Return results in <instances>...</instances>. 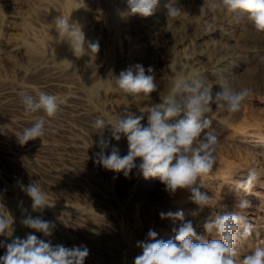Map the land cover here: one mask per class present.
I'll list each match as a JSON object with an SVG mask.
<instances>
[{"label":"rangeland","instance_id":"374dc122","mask_svg":"<svg viewBox=\"0 0 264 264\" xmlns=\"http://www.w3.org/2000/svg\"><path fill=\"white\" fill-rule=\"evenodd\" d=\"M165 2L182 8L183 13L192 12L191 14L200 16L209 12L206 7H203L204 0H165ZM126 5L127 0H0V75L5 73L7 77L10 71V64L3 55L4 41L12 42L24 39L25 41H20L24 48H22L21 54L18 53L14 56V59L23 66V73L26 74L23 78L27 83L23 82V85H31L28 88L15 83L9 85L5 82L8 79L3 75L0 76V89L3 86L5 88L0 92L8 90V94L5 93L1 97L4 101L0 100V126H4L0 131V212H4L5 215H9L13 219L12 235L0 236V256L5 254L7 243L17 237L25 239L28 234H34L45 242L50 241L53 246L58 244L68 248L86 246L89 255L85 258L84 264H134L135 257L142 254V248L138 246V242L149 240L148 229L157 233V239L166 241V239H171L164 237L169 231L176 233L174 229L178 230L184 222L188 221L192 222L198 235L208 239L215 238L206 233L203 227L205 219L202 218L203 222L198 221L199 215L192 214L182 220L160 218L159 214L171 206L170 201L165 197V186L159 180H145L135 169L129 177H125L122 172L107 170L96 162L98 159L96 153L101 151L99 147L101 133L93 127V124L100 114L111 123L129 113L143 115L144 119L141 124L146 126L149 106L159 103L154 97L156 93L163 92L167 95L171 82L179 73L182 75L185 72L184 76H191L188 71L191 67L189 63L180 59L178 53L172 50V58L169 62L172 68H175L174 75H161L162 73L160 74L156 70L158 65L155 60L152 61L153 63H147L146 68L152 67L156 70L153 71V73L155 72L153 75L158 83L157 91L151 93L149 98L141 96L137 102L138 105L125 106L126 94L121 93L122 91L116 86L115 77L117 74L113 73L116 72V67H114L116 55L125 47L130 38L128 34L122 32L124 27L121 24ZM122 6L125 8L123 9ZM210 14L213 15L211 12ZM57 16L69 17L77 22L83 32H86L85 36L88 38L86 41L90 40L91 35L93 38H99V52L91 57L74 56L69 45L57 40L58 34L55 31ZM213 16H211L213 21L216 24H221V27L241 52L238 66L225 68L213 61V55L210 53L211 50L205 43L206 41L196 45L195 50L204 53L206 58L210 59V63L205 64L201 70L205 79L215 84L213 85V94L220 90L218 86L220 78L232 77L234 83H239L246 72L250 71L249 73L253 74L252 82H247L246 85L250 88L253 87V93L239 112L228 114L220 110L216 111V106L212 105L213 112H216L206 114L212 116L211 127L219 136L220 147L217 152L219 161L217 160V162L220 163L222 159L240 158L237 149L230 148L227 143L235 127L237 129L253 121L257 122V125L262 124L258 126L262 127L264 131V32L255 31L251 22L246 25L245 23L248 21L245 22L244 18V22L243 19L237 22L231 14L224 13L214 16L215 19ZM221 18L224 19L221 20ZM145 19L147 20V18ZM211 22V20H206L207 24ZM248 25H250V29L246 27ZM49 39L51 42L48 41ZM212 40L220 42L219 35L213 34ZM252 44L255 46L253 47ZM183 49L187 51L189 46L185 44ZM212 63L214 66L210 65ZM25 67L27 68L25 69ZM211 67L216 70L214 76L210 73ZM48 78L54 79L56 82L59 80V84L43 88L42 84ZM5 85L10 87L6 89ZM24 89L27 92L30 90L31 94L36 93L35 95L44 90L43 92L54 94L62 101L56 117H45L48 121L46 134L28 141L27 143L32 145L30 147L21 145L16 135L25 128L31 127L43 113L25 114L20 95ZM33 91L36 92L33 93ZM6 98L7 100L10 98L8 100L10 102L6 103ZM103 100L107 101H105V105H102ZM181 118H183V113L171 118L169 122L174 123ZM107 134L106 130L102 133L104 139L110 142L109 147L104 149L105 154H110L114 146L118 149H128L126 153L119 154L121 157L126 156L129 151L126 137L122 135L121 139L116 141ZM136 162L139 163V158ZM259 165L264 169V162H259ZM30 183H36L47 194L49 205L43 210L34 211L31 207L32 200L23 190ZM177 191L173 194L172 199L177 200L182 196L180 195L181 191L179 189ZM177 194L178 196H175ZM246 194L248 195L249 192ZM145 195H148L151 200V204L146 207L139 204ZM249 202L251 207L243 210L247 221L249 223H254V220L260 221L259 212L252 208L258 201L250 198ZM212 205L218 207L214 194L212 195ZM188 206H191L190 208L194 212L196 209L198 210L197 205L192 202ZM219 209L221 210V208ZM230 211L240 210L235 209L234 205ZM221 212L218 210L217 214H224ZM27 215L39 216L43 220L52 222L55 225L52 234L45 236L42 232L24 226L22 220ZM160 231H163L161 233L164 236L159 237L158 232L160 233Z\"/></svg>","mask_w":264,"mask_h":264},{"label":"clouds","instance_id":"9594fccd","mask_svg":"<svg viewBox=\"0 0 264 264\" xmlns=\"http://www.w3.org/2000/svg\"><path fill=\"white\" fill-rule=\"evenodd\" d=\"M159 0H127L128 14H138L141 17H151L157 8ZM206 7L214 16L224 13L231 14L239 22L242 18L251 22L255 31L264 32V0H204ZM168 16L176 18L182 15L183 9L173 3L166 5ZM215 21L206 26L212 30ZM55 31L59 42H66L74 56L93 55L99 51L98 42L86 41L82 27L69 17L55 18ZM153 68L146 70L142 65H136L135 71L130 67L122 70L115 77V84L127 96H143L149 98L157 91L158 83ZM220 90L213 94V84L202 75L193 73L190 77L177 75L171 82L170 90L160 103L148 108L147 125H142L143 115L129 113L120 117L114 123L104 118H96L93 124L101 133L99 147L96 153L97 163L105 169L125 177L135 169L142 177L159 179L165 186V191L174 194L178 189L190 192V201L203 209L211 206L212 196L200 191L204 186L203 178L213 172L217 164V152L220 147L219 136L212 129V116L217 110L228 114L239 112L247 99L252 95V88L233 81L232 77L219 79ZM21 103L25 114L42 112L31 127L17 134L21 145L46 134L47 118L57 116L62 101L54 94L43 91L33 95L21 93ZM212 105L216 106L213 112ZM142 113V112H141ZM183 118L174 123L170 119ZM110 127L111 137L119 141L126 137L128 154L121 157L119 149L112 147L110 154L104 149L109 147V141L104 139L103 131ZM4 126H0V131ZM212 129V130H210ZM207 130V131H205ZM203 134V135H202ZM139 158V163H137ZM262 176L256 167H250L246 179L237 182V188L248 193ZM199 181V184H198ZM32 200V209L43 210L48 206L47 194L36 183H30L23 188ZM251 207L250 202L241 198L236 201L235 209L240 211L217 214L206 219L203 227L211 237L198 235L192 222H184L176 231L174 239H157V233L148 232V241L138 242L142 254L134 259V264H264V247H256L251 253L238 256L237 242L252 235L253 225L249 223L243 210ZM195 214V213H194ZM161 219H183V212H161ZM13 219L0 212V236L12 235ZM22 224L28 228L50 236L55 225L41 217L26 216ZM89 255L86 246L63 245L53 246L51 242L40 240L34 234H28L25 239L19 237L6 244V252L0 256V264H84Z\"/></svg>","mask_w":264,"mask_h":264},{"label":"bare ground","instance_id":"6f19581e","mask_svg":"<svg viewBox=\"0 0 264 264\" xmlns=\"http://www.w3.org/2000/svg\"><path fill=\"white\" fill-rule=\"evenodd\" d=\"M42 2H44V1H42ZM166 5L167 4H166L165 0H159V3L157 5L155 13L151 17H147V20L145 18L141 17L138 14H128V6L126 5V11L124 13L125 15L122 13L124 15V17L122 16L123 19H121L122 20L121 24L124 27V30H122V32L124 31V33L128 34V36L130 38L127 40V42L125 44V47L122 50L119 51L118 55L115 54L117 56L116 57V61L114 62L115 63L114 67H116V72H114L113 74L116 73L117 76H118L119 73L122 70H127L130 67L133 69V71H135V66L138 65V64L142 65L145 68L146 74H147V69L148 68H146V64L147 63H151L153 60H155L157 65H158V68L156 70H158V72L160 74L162 73L161 75L168 74V75L171 76V74L174 73L173 70L175 68H172L169 60H170V58H172V53H173L172 50H174L175 52L178 53V57L180 59H184V60H186L189 63V65L191 67L188 69V71L190 72L191 75L193 73H196V74L202 75L205 78V75L202 73L201 68H203L205 64L210 63V61H209L210 59L208 60L206 58V55H204V53L202 54V53L197 52L195 50L196 45L201 44L202 42L204 43V41H206L205 43L207 44L208 48L211 50L210 53H212V55H213L212 59H213V61L216 62V64L223 65V66H225V68L238 66V64L240 62V53H241L240 49L235 45V43L233 42L231 37L228 35V33L221 27V24H216L215 23V27L212 30H210V31L206 30V26L208 25L206 23V20H208V21L211 20L213 22V19L211 18V16H213V15H211L210 12H208V14L206 13V14H202L200 16L198 14L197 15L196 14H191L192 12L191 13H182L181 16L176 17V18H172V17L168 16V9L166 8ZM84 7L87 8V6H84ZM124 8L125 7H123V9ZM33 9H35V8H33ZM85 15H87V14H85ZM213 18H214V16H213ZM219 19H220V17H219ZM222 19H224V18H221V20ZM243 22H244V19H243ZM243 22H242V24H243ZM245 22H247V20ZM249 23L250 22L248 21V23H245V24L247 25ZM122 26H121V28H122ZM249 26L250 25H248L246 27H249ZM243 27H244V25H243ZM248 29H250V27ZM84 31H86V30H84ZM243 31H241V32H243ZM213 34L219 35L220 42H218L219 40L218 41L215 40L216 42L212 40V35ZM89 35H91V34H89ZM55 37H57V36H55ZM52 38H54V36ZM91 38H93L92 35H91ZM91 38L89 37L90 40H87V41H90V42H98L99 41L98 40L99 38H96V37H94L93 39H91ZM126 38H128V37H126ZM205 38H207V39L204 40ZM86 39H88V38H86ZM22 40H24V39H21L20 41H22ZM5 41H4V47H3V55L5 56L6 60L9 62L8 64H10V69H9L10 71L8 73V76L6 77L4 72H3L4 75L2 74L4 77H6L8 79L5 82H7L6 84H9V85H13V83H15L17 85H22V86L28 88V86H31V85H23V82L27 83V82L24 81V78H23L24 75H26V74L23 73V71H24L23 66H21L14 59L15 58L14 56L16 54H18V53L21 54L22 48H24V46L22 47L23 44H21L20 41H12V42L7 41V40H5ZM48 41L51 42L50 39ZM27 42H28V40H27ZM185 44H187L189 46V50H187V51H184V49H183ZM65 45H68V44L65 42ZM241 46H242V44H241ZM254 46L255 45H253V47ZM25 50H24V52H25ZM102 51H103V49H102ZM257 52H259V51H257ZM95 54H93V55L86 54V56L87 57H91V56H95ZM102 54H104V53H102ZM23 56H24V54H23ZM90 59H92V58H90ZM40 61H42V60L40 59ZM213 61H211V62H213ZM36 63H37V61H36ZM68 63H70V62H68ZM24 65H25V63H24ZM189 65H188V67H189ZM210 65L214 66L213 63L210 64ZM149 66H151V65L149 64ZM50 67H52V66H50ZM26 68L27 67H25V69ZM212 68L213 67H211V69H209V70H210V73L213 74V76H214L216 70L212 69ZM7 69H8V67H7ZM255 69H257V68H255ZM153 70H154V68H153ZM156 70H154V71H156ZM249 72L250 71L246 72V75L243 77V79L241 78L239 83L247 85V82H250L252 80L253 74H252V72L251 73H249ZM154 73H152V74H154ZM184 73L185 72H183L182 75H184ZM180 74L181 73H179V75ZM190 74H188V75H190ZM207 74H209V73H207ZM2 75H0V76L2 77ZM63 78H65V77H63ZM57 80H58V78H57ZM210 80L212 81V79H210ZM213 80H215V78H213ZM58 81L56 82V80L48 78L46 81H44V84H42L44 86L43 88L48 87V86H50L52 84H56V83L59 84ZM218 82H219V80H218ZM253 84H255V83H253ZM213 85H215V84H213ZM5 86H6V89L8 87H10L8 85H5ZM68 86L71 87L70 84H68ZM24 87H22V88H24ZM65 87H67L66 84H65ZM27 88H25V89H27ZM32 88H29V89H32ZM41 88H42V86H41ZM1 89H5L4 86ZM17 89H18V87H17ZM25 89H24V92H25ZM12 91H15V90H12ZM28 91L30 92V90H28ZM18 92H19V90H18ZM18 92H17V94H18ZM35 92L33 91V93H35ZM5 93L8 94V90H6V92H0V98L2 97V95H5ZM121 93H123V92H121ZM35 94H33V95H35ZM121 95H123V94H121ZM164 96H165V93L158 92V93H156V95L154 97L157 99L156 101L160 103L161 99ZM140 97L141 96L132 97V96L125 95V101H124L125 106H129L130 107V106H133L135 104L138 105L137 102H138ZM0 100L2 101V98ZM6 100H7V98H6ZM8 100H10V98H8ZM8 100L6 101V103L10 102ZM106 100L102 101L103 102L102 105H105L104 103H105ZM99 117L105 119V116L101 117V114H100ZM257 118H258V116H257ZM259 121H261V119ZM248 123H249L248 125L245 124L246 126H241V127L237 128V129L235 127V130L232 131L233 133H231L230 138L228 136L229 142H227V143L230 145V148L237 149V151L239 152V157L240 158L239 159L233 158V159H229V160L226 158L224 160L222 159V162L220 160V163L217 162L218 164H216L214 166L213 172L210 173L209 176H205L203 178L204 186L200 188V191H202L203 193H206L209 196H212L214 194L216 196V198H217L218 207H216L215 205L211 204V206H205L203 209H200L199 206H197L198 210L196 209L197 212L196 211L194 212V211L191 210V208H190L191 206H188V204L191 203L190 199H189L190 192L188 190H186V189H183V190L179 189L181 191L180 195H182V196L180 197V199L177 198V200L172 199L173 198V194L170 195V193L164 192L165 193V197H167V200L170 201V206L171 207L169 209L167 208L164 211H162V212H165V213H167V212L176 213L178 211H182L183 212V218H185V217H187L189 215H192V214L196 215V216L199 215L200 217H198V221L203 222L202 218H204L206 220L209 217L215 216V215H217V211L218 210L222 211L221 213L231 212L230 211L231 207L234 206L236 201L241 199V198H245L248 201H250V198L252 200H257L258 203L256 205H253L252 208L257 209V211L260 214V219L261 220L260 221H255L254 220V223L250 222L253 225L252 235L249 236L247 239H241V240H239L237 242L236 247L238 249V256L246 255V254L250 253V251L251 252L254 251V249L256 247H264V177H261L260 181L256 185H254V187L252 188V190L248 194L249 196L245 192H243V190L238 189L237 186H236L237 182L246 179L247 171H248V169L250 167H256L258 170L261 171L262 176H264V169H262L261 166L259 165V162H264V131H263L262 127H260L262 124H260L258 122L260 124V126H258L259 124L257 125L256 124L257 122H253V121L251 123L250 122H248ZM110 127L111 126H108V129H105L107 131V133L109 134V135L107 134L108 136H111V132L109 130ZM24 145H28L29 147L32 146L30 143H26ZM127 150L128 149H126V148L125 149H119V154H124V153L127 152ZM258 159H259V161H258ZM153 180L156 181V180H159V179H151V181H153ZM150 184H152V183H150ZM198 184H199V181H198ZM163 188H162V190H163ZM158 195H160V194H158ZM162 195H163V198H165L164 194H162ZM175 196H178V194L175 195ZM139 204L140 205H144V207H146V205L148 206L149 204H151V200H150L149 196L148 195L147 196L146 195L143 196L141 198ZM192 204H195V203L192 202ZM25 208H26V206H25ZM219 208H221V210ZM150 220H151V218H150ZM205 220H204L203 223H205ZM146 222H148V221H146ZM148 231H149V229H148ZM161 232L163 233V231H160V233L158 232L159 237L164 236ZM171 232H172V230H171ZM168 234H167V236L165 235L164 237L165 238L169 237L171 239L175 238V235H176L175 232L170 233V231H169ZM138 236H140V235H138Z\"/></svg>","mask_w":264,"mask_h":264}]
</instances>
